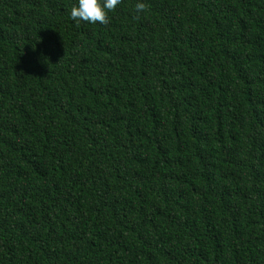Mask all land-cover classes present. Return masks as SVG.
Instances as JSON below:
<instances>
[{"label":"trees","instance_id":"obj_1","mask_svg":"<svg viewBox=\"0 0 264 264\" xmlns=\"http://www.w3.org/2000/svg\"><path fill=\"white\" fill-rule=\"evenodd\" d=\"M73 6L0 0V264H264V0Z\"/></svg>","mask_w":264,"mask_h":264},{"label":"clouds","instance_id":"obj_2","mask_svg":"<svg viewBox=\"0 0 264 264\" xmlns=\"http://www.w3.org/2000/svg\"><path fill=\"white\" fill-rule=\"evenodd\" d=\"M121 3V0H78V6H73L71 9V18L79 23L81 20L92 24L109 23L108 12L114 11ZM107 10V11H106ZM146 10L144 3L136 4L137 13Z\"/></svg>","mask_w":264,"mask_h":264}]
</instances>
